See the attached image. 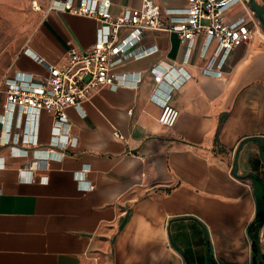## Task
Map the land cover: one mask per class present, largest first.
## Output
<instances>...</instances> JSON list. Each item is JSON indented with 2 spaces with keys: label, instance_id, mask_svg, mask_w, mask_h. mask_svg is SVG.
<instances>
[{
  "label": "crops",
  "instance_id": "crops-1",
  "mask_svg": "<svg viewBox=\"0 0 264 264\" xmlns=\"http://www.w3.org/2000/svg\"><path fill=\"white\" fill-rule=\"evenodd\" d=\"M63 1H43L41 21L6 55L0 77L40 81L48 72L39 58L59 65L70 48L94 43L95 19L48 9ZM141 1L111 0L110 11ZM155 1L163 10L187 4ZM249 1L264 29V0ZM139 44L152 52L115 66V89L66 109L57 147L44 110L25 141L31 124L7 112L1 87L0 264H253L254 239L264 263V40L233 49L219 75L203 73L213 51H203V36L186 43L146 31ZM170 64L188 77L153 98L150 69ZM165 93L178 111L172 127L158 121Z\"/></svg>",
  "mask_w": 264,
  "mask_h": 264
},
{
  "label": "built area",
  "instance_id": "built-area-1",
  "mask_svg": "<svg viewBox=\"0 0 264 264\" xmlns=\"http://www.w3.org/2000/svg\"><path fill=\"white\" fill-rule=\"evenodd\" d=\"M186 3L184 9L163 10L155 0H142L139 7L126 9L121 15L111 13V0H78L77 3L65 0L60 6L49 4V10L61 9L95 19L98 22L96 39L85 49L70 48L66 60L59 65L39 58L48 72L40 81L23 73L0 77V89L5 87L7 112L19 110L20 123L31 124L30 136L25 141H33L35 119L42 110L53 116L52 147L65 141L66 109L72 106L80 110L82 101L102 86L115 89L118 83L114 67L126 59L152 52L139 44L146 31L174 32L186 43L196 36H203V51L213 44L203 73L212 75L220 74L233 49L254 37L264 40L262 23L249 0H186ZM236 5L242 8L239 16L232 14ZM36 8L40 9L39 6ZM160 67L156 65L150 69L155 82L153 98H157L164 83L168 88H174L188 77L181 66ZM172 70L177 71V77L167 80ZM168 97L165 93L162 98L158 121L172 127L178 111L168 102ZM115 136L122 137L119 132H115Z\"/></svg>",
  "mask_w": 264,
  "mask_h": 264
},
{
  "label": "rangeland",
  "instance_id": "rangeland-1",
  "mask_svg": "<svg viewBox=\"0 0 264 264\" xmlns=\"http://www.w3.org/2000/svg\"><path fill=\"white\" fill-rule=\"evenodd\" d=\"M43 1L0 0V64L9 53L15 55L35 30L42 18Z\"/></svg>",
  "mask_w": 264,
  "mask_h": 264
},
{
  "label": "trees",
  "instance_id": "trees-1",
  "mask_svg": "<svg viewBox=\"0 0 264 264\" xmlns=\"http://www.w3.org/2000/svg\"><path fill=\"white\" fill-rule=\"evenodd\" d=\"M261 212H257L255 221L260 220ZM259 246L257 241L254 239L252 242V256H253V264H264L259 260Z\"/></svg>",
  "mask_w": 264,
  "mask_h": 264
},
{
  "label": "water",
  "instance_id": "water-1",
  "mask_svg": "<svg viewBox=\"0 0 264 264\" xmlns=\"http://www.w3.org/2000/svg\"><path fill=\"white\" fill-rule=\"evenodd\" d=\"M262 22H263V24H264V20L262 19Z\"/></svg>",
  "mask_w": 264,
  "mask_h": 264
}]
</instances>
